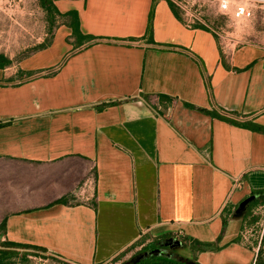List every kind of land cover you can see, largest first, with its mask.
Segmentation results:
<instances>
[{
	"label": "crops",
	"instance_id": "obj_1",
	"mask_svg": "<svg viewBox=\"0 0 264 264\" xmlns=\"http://www.w3.org/2000/svg\"><path fill=\"white\" fill-rule=\"evenodd\" d=\"M52 1L44 45L0 52V240L91 264L169 233L253 264L264 196L238 208L264 189V43L222 44L169 0Z\"/></svg>",
	"mask_w": 264,
	"mask_h": 264
},
{
	"label": "rangeland",
	"instance_id": "obj_2",
	"mask_svg": "<svg viewBox=\"0 0 264 264\" xmlns=\"http://www.w3.org/2000/svg\"><path fill=\"white\" fill-rule=\"evenodd\" d=\"M173 1L183 22L191 20L210 27L222 44L230 42L232 45L246 40L264 43V0H227L226 9L220 7V0ZM239 3L248 7V16L238 17L234 14L235 6ZM58 19L57 16L50 19L40 0H0V52L15 59L30 53L49 38L53 28L58 25ZM3 208L4 205H0V215ZM258 260H264V234ZM19 261L38 264L30 256L27 260Z\"/></svg>",
	"mask_w": 264,
	"mask_h": 264
},
{
	"label": "trees",
	"instance_id": "obj_3",
	"mask_svg": "<svg viewBox=\"0 0 264 264\" xmlns=\"http://www.w3.org/2000/svg\"><path fill=\"white\" fill-rule=\"evenodd\" d=\"M40 3L46 9L50 19H54L56 15H60L52 0H40ZM169 4L176 17L182 19L175 2L169 0ZM68 14L72 16L73 19V22L71 23L73 34L75 36H80L82 33L79 29L76 12L72 10L69 11ZM194 24L196 26L206 27L204 24L199 22H195ZM42 45L44 44H39V46ZM1 60L7 61L8 59L0 53V64H2ZM3 123L4 122H0V125ZM254 194H256L258 197H263L264 189L256 190ZM255 200L256 199H252L251 201H249V204H253ZM258 218L259 214L252 213L251 211L249 222L252 223ZM1 224H4V220L1 221ZM169 237H171V234L169 233L162 234L160 236H153L151 240L143 244L140 249L133 253L129 258L125 260H119L118 264H202L197 260L195 255L187 256L174 251L169 245ZM184 239L190 242V246L194 250L202 249L205 246L210 245L209 242H198L197 240H194L193 238L187 236H184ZM44 250L45 248L35 244L2 239L0 240V264H9L16 259L27 260L28 254H35L40 251L43 252ZM259 251L260 247L253 264H264V260H258Z\"/></svg>",
	"mask_w": 264,
	"mask_h": 264
},
{
	"label": "built area",
	"instance_id": "obj_4",
	"mask_svg": "<svg viewBox=\"0 0 264 264\" xmlns=\"http://www.w3.org/2000/svg\"><path fill=\"white\" fill-rule=\"evenodd\" d=\"M219 5L222 9L228 8L227 0H220ZM234 14L238 17L248 16L250 14V10L248 9V7L245 4L239 3V4H236V6H235ZM191 22L192 21L189 20L185 23L187 25H191V24L195 23V22H192V23ZM85 192H86V185L85 184L80 185L78 187V194L84 195ZM262 206H264V204L256 206L253 210V213L260 214L262 212V214H263L262 218L260 220V226H261L260 241H259V244H258L256 250H258L259 247L261 246L262 237L264 234V207L262 208ZM28 256L36 259L38 264H66L64 262L65 261L64 258H62L59 254L54 253V252H47V251L42 252V251H40V252L35 253V254H28ZM118 263H119L118 259L110 258V259H107L104 261L93 262L91 264H118ZM9 264H23V263L20 262L19 260H15L13 262H10ZM69 264H79V263L69 262Z\"/></svg>",
	"mask_w": 264,
	"mask_h": 264
},
{
	"label": "water",
	"instance_id": "obj_5",
	"mask_svg": "<svg viewBox=\"0 0 264 264\" xmlns=\"http://www.w3.org/2000/svg\"><path fill=\"white\" fill-rule=\"evenodd\" d=\"M256 197V194H250L249 196H247L246 198H244L240 203H239V210L244 211L249 203V201H251L252 199H254Z\"/></svg>",
	"mask_w": 264,
	"mask_h": 264
}]
</instances>
